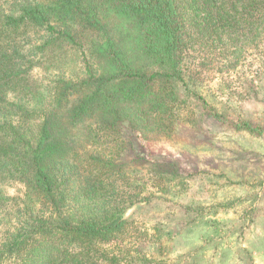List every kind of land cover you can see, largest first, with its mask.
I'll list each match as a JSON object with an SVG mask.
<instances>
[{
	"label": "trees",
	"instance_id": "obj_1",
	"mask_svg": "<svg viewBox=\"0 0 264 264\" xmlns=\"http://www.w3.org/2000/svg\"><path fill=\"white\" fill-rule=\"evenodd\" d=\"M189 40L239 60L264 44V0L0 2V264H155L125 245L138 230L127 211L153 193L122 159V128L167 137L185 121ZM70 45L84 74L44 92L25 84L39 54L59 61ZM12 182L23 196L5 191Z\"/></svg>",
	"mask_w": 264,
	"mask_h": 264
},
{
	"label": "rangeland",
	"instance_id": "obj_2",
	"mask_svg": "<svg viewBox=\"0 0 264 264\" xmlns=\"http://www.w3.org/2000/svg\"><path fill=\"white\" fill-rule=\"evenodd\" d=\"M191 43L185 70L197 86L187 79L196 96L177 111L185 121L167 137L145 139L122 128L129 144L122 159L144 196L153 193L127 211L138 230L125 245L155 264H264V44L246 45L237 60ZM82 50L70 45L54 62L39 54L40 65L23 74L25 84L44 92L59 78L81 76ZM181 176L187 190L178 193ZM171 178L172 191L163 192ZM25 190L20 182L5 186L14 197Z\"/></svg>",
	"mask_w": 264,
	"mask_h": 264
}]
</instances>
